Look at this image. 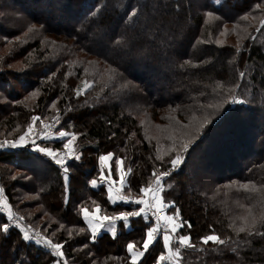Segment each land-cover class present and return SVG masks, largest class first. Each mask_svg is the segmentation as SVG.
I'll list each match as a JSON object with an SVG mask.
<instances>
[{
    "label": "trees",
    "instance_id": "16d2710c",
    "mask_svg": "<svg viewBox=\"0 0 264 264\" xmlns=\"http://www.w3.org/2000/svg\"><path fill=\"white\" fill-rule=\"evenodd\" d=\"M257 4L264 6V0H0V136L18 139L33 116L41 118L36 125L58 118L57 131L75 134L80 156L66 162L65 174L29 145L0 152L2 196L25 223L63 244L68 264H130L127 243L140 241L150 221L137 217L127 227L120 221L115 238L103 231L93 242L82 217L83 209L96 207L93 201L108 215L138 208L108 201L99 156L113 153V180L115 161L122 160L130 182L125 190L139 195L153 168H170L161 167L156 156L169 159L173 138L177 145L192 141L184 164L166 178L162 191L192 225L178 231L194 232L195 247L180 249L179 264H264V236L237 234L244 224L232 218L239 208H251L256 229L264 232V8ZM132 9L137 17L130 20ZM125 36L131 40L127 54L112 63L108 41ZM117 64L122 78L109 71ZM159 69L163 78L148 75ZM126 81L134 88L122 87ZM85 82L91 87L77 96ZM231 95L243 103H232ZM149 112L172 125L169 134L160 132L157 139L147 134L143 119ZM205 118L211 122L200 129ZM63 143L38 145L62 151ZM199 163L223 180L193 183L189 171ZM185 174L192 181L187 190L179 179ZM210 234L226 243L203 244L200 238ZM162 251V241L150 246L140 264H155ZM53 260L16 230L0 232V264Z\"/></svg>",
    "mask_w": 264,
    "mask_h": 264
},
{
    "label": "snow or ice",
    "instance_id": "6c2138e0",
    "mask_svg": "<svg viewBox=\"0 0 264 264\" xmlns=\"http://www.w3.org/2000/svg\"><path fill=\"white\" fill-rule=\"evenodd\" d=\"M214 4L220 3V0H213ZM257 9H262L264 6L261 4L256 5ZM3 13H0V16H2ZM208 17L213 16V11L207 12ZM133 17H137V10L132 9L130 14L128 15V19H132ZM244 19H247V17H244ZM147 22V21H146ZM44 24H40V28H43ZM260 27L264 28V20L260 21ZM36 28V25L33 24L32 28L29 29V31H32ZM260 29H257L259 31ZM27 35V33H25ZM223 35V33H222ZM104 38V33H101V40ZM19 39V37H17ZM253 39H255L253 37ZM131 45V40L129 38L122 37L120 40H116L115 42L108 41V44L106 46V50L114 57L112 60V63H116L117 60L121 59L123 55L127 54L125 50L129 49ZM239 47H237V52H239ZM183 67V65H181ZM119 64H117L116 68H109V71L113 74L114 77L122 78V75L118 72ZM87 71V69H85ZM241 76L244 75V73L240 74ZM91 87V84L88 82L84 83V87L82 89L76 90V95H81L82 92L87 90ZM122 87L129 88L134 86H131L130 81H126ZM236 87H239L237 85ZM234 92V89L232 90ZM32 95H35L33 93ZM231 102L232 103H239L242 104L243 101L238 99L236 95H231ZM53 108L56 107L55 104L52 105ZM211 107V105H209ZM32 122L28 125L27 131L24 132L23 135L19 136L16 140H4L0 141V149L3 148H18L27 146V142L30 141L32 146L39 151L40 153L45 154L46 156L50 157L52 160L55 161L57 165H59L61 168H63V171L65 174L68 173L69 168L66 165V159L67 158H74L76 160L80 159L79 155L74 154V148L73 144L76 140L75 134H70L67 131H59L58 138L63 141L65 138L67 139L66 143H63V149H65L64 155H58L56 151L52 148L48 147H40L37 145L35 136L39 135V133L34 131V126L36 125L37 121H41V118L39 116H33L31 118ZM211 121L207 118L204 119V121L200 124V129H203L204 126ZM56 123L59 124L60 121L57 118ZM180 122L177 121V124ZM50 127V126H48ZM182 128H187V125H181ZM133 136H135V133H132ZM192 143L191 140H188L187 142L180 143L179 145L176 144L175 139L173 138V147L167 155L169 156V159L165 160L164 156L157 155L156 159L160 161L161 167H164L165 165H170V168L165 167L163 171L158 170L156 168H153L152 174H151V180L152 182L147 184V186H143L139 188V195L135 198H130L125 195H120L121 188L125 185V183H130L127 180V177L125 176V173L122 169L123 161L120 159H117L115 161L116 165V173L119 176V181L112 179V170L109 166L108 174L107 176H104V168H101V182H107L108 183V201L115 205L117 203V200H119L122 203H131L135 205H139L138 208H133L132 210H120V211H113L112 215L108 214H102V215H96V214H90L88 209H83L85 222L88 225V228L91 233V240L93 242L97 241L99 238V233L102 229H107V231L111 232L112 237L115 238L117 235V228H116V222L117 221H123V225L125 227L129 224V218L131 217H141L145 222H148L151 218V223L146 224V227L144 229V234L141 237L140 241H133L127 243V252L130 257V264H140V261L142 258L145 257V253L149 252L150 246L158 244L160 241H162L163 249L164 251L160 252V254L155 257V264H166V262L174 260L179 264L180 257H181V248H194L195 245L192 243L190 235L183 234L178 231L179 228H183L185 224H187L188 228H191L192 225L188 223L187 221L183 220L180 216V211L175 207V204H168L161 196V192L163 191V181L165 178H168L172 176V174L179 168H181V165L184 164L185 158L182 155V153H187L189 150V145ZM157 152H159V149H157ZM175 153L172 155L171 153ZM113 158V153L109 152L106 154H102L99 156V161L101 162V165L107 164L110 160ZM182 170V169H181ZM127 171L131 173L132 169L128 168ZM67 180L68 177L65 175V189L67 190ZM119 183L121 185V188H116L115 192L117 194V198L113 197V185ZM90 184L93 187L97 186V181L95 179L90 181ZM245 189H248V185H243ZM4 192L3 188H0V195H2ZM93 204L96 205L95 211L98 213L100 211V205L96 204V201H93ZM4 207L7 210V216L4 217L0 215V232L7 235L10 232V227H15L19 230V233L22 234V239L24 241H33L35 242V245L42 246L45 249H50V254L53 257H56V259L53 261V264H68L67 260L64 259L65 253L63 251V244L59 242H53L51 239L42 236L39 232H35L34 234H30L28 231V226L21 223L24 221V216H17L13 214L11 211L12 206L7 203V201H4ZM171 208L172 214L169 215L167 210ZM164 213V215H160V213ZM91 216V218H90ZM262 220H264V216L261 217ZM245 223L243 226L236 229L237 234L247 232L249 236L253 235H261L264 236V232H259V230L256 229L257 225V219L253 217L250 221L247 218H244ZM63 227V225H61ZM231 227V225H230ZM255 230V231H254ZM84 228H80V232H84ZM175 238V239H174ZM203 242V244L207 245L210 241L219 245H224L226 241L224 239H221L220 236L216 234H210L206 235L200 238ZM229 239H231L229 237ZM247 242V241H246ZM139 245V246H138ZM84 247H88V245L85 243ZM153 251H155V248H153Z\"/></svg>",
    "mask_w": 264,
    "mask_h": 264
},
{
    "label": "rangeland",
    "instance_id": "374dc122",
    "mask_svg": "<svg viewBox=\"0 0 264 264\" xmlns=\"http://www.w3.org/2000/svg\"><path fill=\"white\" fill-rule=\"evenodd\" d=\"M60 21V20H59ZM168 69V68H167ZM160 71H158V70H154L153 72H149L148 73V75L150 76V77H152V78H156L157 79V76L156 75H160L161 76V78H163V70L162 69H159ZM167 116H169V113H165L163 116H162V119L163 118H166ZM160 120V123L158 122ZM159 120L157 119V117L155 116V115H153V112L152 113H148L145 117H144V119H143V124H144V128H145V130H146V132H147V134L149 135V136H152V137H154V138H158V137H160L161 135H160V132H163V131H165V132H168L167 131V127H169V128H172V125H170V124H165V122H168L167 120H162L161 121V118H159ZM50 121V120H49ZM49 121H45V122H42L40 125H35L34 126V130H36V131H39V136L42 134V131H43V128H44V126L46 125V124H48L49 123ZM55 125H57V123H56V121H55V123H54ZM27 131V130H26ZM25 131V132H26ZM58 133H59V131H57V128H56V134H54L53 136H52V138H58ZM168 134H169V132H168ZM70 136H71V134H70ZM70 136L68 137V138H70ZM68 138H65V139H68ZM0 139H2V140H12V139H10V138H6V137H3V136H0ZM64 139V143H66L67 142V140H65ZM16 140V139H15ZM38 140H40V139H38ZM38 140L36 141V143H37V145H38V143L40 142H38ZM41 147V146H40ZM63 148V147H62ZM74 148V147H73ZM31 149L32 150H35V151H37L35 148H34V146H31ZM64 153H65V149H63L62 150ZM170 151L171 150H166V152L167 153H170ZM56 153L58 154V153H60V151H56ZM174 153V152H173ZM74 154H76V155H78V153L75 151V149H74ZM58 155H60V154H58ZM182 155H183V153H182ZM71 159H74V158H67L66 159V162L67 161H69V160H71ZM111 163V162H110ZM183 165V164H182ZM104 166V165H103ZM109 166H111V164L109 165ZM104 169H105V171H104V176H107V174H108V169H109V167L108 168H105V166H104ZM122 169H123V171H124V173H125V176L127 177V173L125 172V170H124V168H123V166H122ZM180 169V168H179ZM179 169H177V171L179 170ZM188 169H194V168H191V167H188ZM106 171H107V173H106ZM189 171V170H188ZM189 173L192 175V177L191 178H193L192 180H193V183H195V184H200L202 181H209V180H215V179H217V178H221L222 180H223V178L224 177H219V175L220 174H218L217 175V171L215 170V169H212L211 167H204V166H202L200 163L199 164H197V167L194 169V170H190L189 171ZM180 180H182V181H186V186H185V190H187L188 188H187V185H190L191 183H192V181H187V179H186V174L184 175V176H182L181 178H179ZM114 180H116V181H119V176L118 175H116V177H114ZM166 181V178L164 179V181H163V187H164V182ZM152 182V180L151 179H149V182H148V184L149 183H151ZM106 184V183H105ZM116 185V184H115ZM119 185V183H117V186ZM170 185H174V182H170ZM126 186L127 185H124L123 186V189L121 188V186H119V188H121V191H123L125 194H127L128 196H133L134 198L135 197H137L138 195H136L135 193H131V192H128V191H126L125 190V188H126ZM186 194V193H185ZM161 196H162V192H161ZM31 199H34V197L33 196H26V200H31ZM95 209H96V207H94V208H92V210H89V213H94V214H97V215H102V214H105L101 209H100V211L97 213L96 211H95ZM252 209L250 208V209H246L245 211H242V209H240L239 208V210L238 211H235L234 213H233V215H232V218L234 219V220H236V222L238 223V225H242V224H244L245 223V220H244V218H247L249 221L253 218V217H255L256 216V212L255 211H251ZM12 211V210H11ZM167 212H168V210H167ZM13 214H15V215H17V216H21V214H17V213H13ZM168 214L169 215H171L172 214V211L170 212H168ZM26 226H29V227H31V228H33V229H35L36 231H38L42 236H45V237H47V238H49L47 235H46V233L44 232V231H42V230H40L39 228H38V226L36 225V226H34V225H32V224H29V223H25L24 221H22ZM200 222V221H199ZM107 230V229H106ZM188 230H187V228L185 229V233L187 232ZM192 232H193V230H191L187 235H190V237H192ZM194 233V232H193ZM50 239V238H49ZM191 240H192V238H191ZM193 243V242H192ZM166 264H177V262L176 261H174V260H171V261H168V262H166Z\"/></svg>",
    "mask_w": 264,
    "mask_h": 264
},
{
    "label": "built area",
    "instance_id": "2783aa9c",
    "mask_svg": "<svg viewBox=\"0 0 264 264\" xmlns=\"http://www.w3.org/2000/svg\"><path fill=\"white\" fill-rule=\"evenodd\" d=\"M55 123V120H50L49 121V123L48 124H46L45 126H44V128H43V131H42V134L39 136V135H37V136H35L34 138H35V140L37 141L38 139H40V140H38V141H49V140H53V139H55V138H52V136L54 135V134H56V128H57V126L54 124ZM48 126H50V127H48ZM35 132H37V133H39V131H36V130H34ZM0 141H4V140H2V139H0ZM27 145H29V146H32V144L30 143V141L29 142H27ZM10 148H3V149H0V152H2V151H7V150H9ZM58 154H60V155H64V152L63 151H60V153H58ZM163 183V182H162ZM120 195H125V196H128L127 194H125L123 191H121L120 193H119ZM128 197H130V198H134L133 196H128ZM119 203H122V202H119ZM122 204H124V205H135V204H131V203H122ZM136 206H138V207H140L139 205H136ZM0 213L1 214H4L5 216H7V212L3 209V207H1L0 206ZM160 215H164V213L162 212V213H160ZM134 218H137V217H131V218H129V220L130 219H134ZM149 221H150V223L152 222L151 221V218L149 219ZM123 222V221H122ZM21 223H23V222H21ZM24 224V223H23ZM10 229H14V230H16L18 233H19V230L18 229H16L14 226L13 227H10ZM28 231L30 232V234H34L35 232H38V231H36L35 229H33V228H31V227H29L28 226ZM20 234V233H19ZM21 235V237H22V234H20ZM27 243H30V244H32V245H34V246H36V247H38V248H40V249H42L43 251H45L46 253H48L49 255H51L50 254V252H51V250L50 249H45V248H43L42 246H37V245H35V242H34V240L33 241H26ZM52 256V255H51ZM52 258L55 260L56 259V257H53L52 256ZM65 259V258H64ZM53 260V261H54Z\"/></svg>",
    "mask_w": 264,
    "mask_h": 264
},
{
    "label": "crops",
    "instance_id": "0c3cea01",
    "mask_svg": "<svg viewBox=\"0 0 264 264\" xmlns=\"http://www.w3.org/2000/svg\"><path fill=\"white\" fill-rule=\"evenodd\" d=\"M57 139H59V138H57ZM54 140H56V138H55ZM49 158H50V157H49ZM110 162H111V160H110L107 164L104 165L105 168H108V167H109ZM104 166H103V167H104ZM119 186H121V185H120V184H119L118 186H117V184H116V185H113V189H114V191H113V197H114V198H117V194H116V192H115V189H116V188H119ZM105 189H106V192H107V189H108V183L106 184ZM122 189H123V187H122ZM107 196H108V192H107ZM4 201H5V199L3 198L2 195H0V206L3 207V209L7 212V210H6L5 207H4ZM118 202H120V201L117 200V203H118ZM90 214H93V213H90ZM96 215H97V214H96ZM82 217H83V219H84V221H85L84 213L82 214ZM90 218H91V216H90ZM119 222H120V221H117V222H116V227H117V224H118ZM85 223H86V222H85ZM86 225H87V223H86ZM87 227H88V225H87ZM88 229H89V228H88ZM103 231H107L106 228H105V229H102L100 233H102ZM108 232H109V231H108ZM100 233H99V234H100ZM109 233H111V232H109Z\"/></svg>",
    "mask_w": 264,
    "mask_h": 264
}]
</instances>
